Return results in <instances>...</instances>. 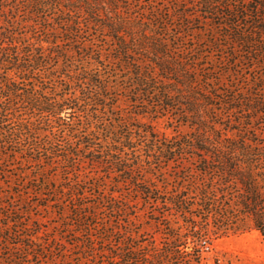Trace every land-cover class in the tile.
<instances>
[{"label":"trees","instance_id":"16d2710c","mask_svg":"<svg viewBox=\"0 0 264 264\" xmlns=\"http://www.w3.org/2000/svg\"><path fill=\"white\" fill-rule=\"evenodd\" d=\"M252 229L264 0H0V264H204Z\"/></svg>","mask_w":264,"mask_h":264},{"label":"rangeland","instance_id":"374dc122","mask_svg":"<svg viewBox=\"0 0 264 264\" xmlns=\"http://www.w3.org/2000/svg\"><path fill=\"white\" fill-rule=\"evenodd\" d=\"M157 128L161 131H172L166 121H155ZM51 215V214H50ZM44 216V224H48V214ZM153 214H141L138 222L133 224L137 228H144L143 239H150L159 236L157 227L149 221ZM144 220L146 226L144 227ZM204 264H264V236L258 229H252L243 233L231 234L215 238L211 246L204 248ZM1 259V258H0Z\"/></svg>","mask_w":264,"mask_h":264}]
</instances>
